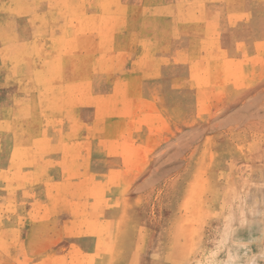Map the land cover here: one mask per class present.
<instances>
[{"label":"rangeland","instance_id":"rangeland-1","mask_svg":"<svg viewBox=\"0 0 264 264\" xmlns=\"http://www.w3.org/2000/svg\"><path fill=\"white\" fill-rule=\"evenodd\" d=\"M0 264H264V0H0Z\"/></svg>","mask_w":264,"mask_h":264}]
</instances>
